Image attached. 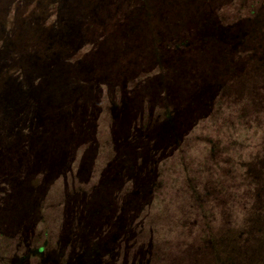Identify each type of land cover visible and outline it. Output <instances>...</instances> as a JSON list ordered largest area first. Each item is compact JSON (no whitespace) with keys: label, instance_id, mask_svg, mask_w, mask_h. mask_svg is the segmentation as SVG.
<instances>
[{"label":"trees","instance_id":"obj_1","mask_svg":"<svg viewBox=\"0 0 264 264\" xmlns=\"http://www.w3.org/2000/svg\"><path fill=\"white\" fill-rule=\"evenodd\" d=\"M6 1L0 0V80L12 83L0 91L1 165L7 166L10 158L3 154V143L24 137L35 146L32 173L38 169L41 183L52 182L70 167L69 150L62 148L73 133L63 139L57 123L61 114L73 113L77 126L73 118L82 124L89 103L94 118L104 83L109 92L121 88L125 101L115 111L113 125V146L122 158L106 168L108 177L104 173L95 192L105 190L108 212L102 211L104 205L91 217L83 207L74 230L79 235L68 246L73 255L66 263L61 257H44L39 264H262L264 251L259 252L255 231L264 236V1L261 15L253 17L248 12L257 9L255 2L240 0H19L10 20L2 14ZM225 10L235 16L221 20ZM12 55L19 64L17 79L8 71ZM146 57L144 65L155 76L146 77L141 91L123 92L118 82L126 74L122 64L135 66ZM81 81L92 84L89 95ZM141 96L165 111L155 117L153 109H144L145 129H135L130 123L140 118L142 106L130 104L140 103ZM223 107L232 111L223 120L226 125L246 120L254 129L257 141L248 149L257 166L249 172L233 160L243 159L240 147H233L236 156L232 150L222 157L221 137L187 139L190 127L199 120L216 122ZM126 108L131 121L124 125ZM33 110L32 123L44 130L31 135L23 129V118L30 121ZM45 110H50L48 116ZM82 132L78 126L75 134ZM190 144L203 146L200 156L189 152ZM24 151H18L19 161ZM226 158H232L231 164ZM9 172L0 171V179L11 181ZM11 183L16 193L7 199L9 208L0 209V226L27 233L31 227L24 223L31 213L23 203L28 190L17 177ZM41 183L30 189L41 192ZM234 206L239 207L236 214ZM162 209L166 216L156 220ZM105 225L107 233L111 230L107 253ZM60 244L59 249H66Z\"/></svg>","mask_w":264,"mask_h":264},{"label":"rangeland","instance_id":"obj_2","mask_svg":"<svg viewBox=\"0 0 264 264\" xmlns=\"http://www.w3.org/2000/svg\"><path fill=\"white\" fill-rule=\"evenodd\" d=\"M16 1L19 0H7L6 4L4 6V12L2 13L5 15L8 20L14 19L16 16ZM248 2H255V5L257 6V9L250 10L248 12V15H251L254 13L253 17H256L258 15H261V7L263 5L264 0H240ZM260 1V2H259ZM64 2V1H63ZM63 2H60V4H63ZM69 3L74 4L76 0H70ZM55 3H57L55 1ZM44 5H48V1L44 2ZM47 7V6H46ZM260 7V8H259ZM8 8V11H6ZM241 8H245L241 5ZM58 11V10H57ZM60 11V10H59ZM227 14L220 13L221 20L233 18L235 14L231 15V13H228L230 10H225ZM17 31V30H16ZM18 32V31H17ZM8 40V39H7ZM10 43V42H9ZM2 44H0L1 47ZM8 45V51L13 52V49L11 47V43ZM8 57V52H7ZM22 57V56H21ZM21 57H15V59H20ZM12 62L8 66V71L12 75H16V79L19 78L20 75L18 71L19 64L15 61L13 62V55L11 56ZM147 57L144 59L142 63H138L137 65H133L132 63H125L122 64V71L125 74V78H119L118 82L120 85H124L123 92H129L135 91L134 89H140L142 90L144 84L147 82L146 77L151 76L154 77V72H152V68L150 66H145ZM111 69V67H110ZM1 73V72H0ZM3 74V73H2ZM19 81V80H17ZM12 83L11 79H2L0 80V91L4 88L6 89L8 86H10ZM85 86L86 89L83 92H86L88 95L92 91L91 90V83L89 81H81L80 85ZM102 86L104 88L103 95L102 92L100 93L101 97L100 100H98L96 107L94 108L95 114L94 118H91V113L88 105L89 103H85L86 106V117L81 118L83 119V122L81 124L80 118H73L78 121L77 126H74L75 122L72 121L71 114L68 113L63 115L61 114L60 119L57 121L61 132L63 133V139L66 137L67 132L73 133V138L67 141V147L66 145L64 148H62V151L66 153V150H69V168H66L64 170V174L58 175L55 174V179L52 182H46L44 180L43 183L41 180L42 175H38V169L36 170L35 176L32 173V167L33 164H31V149L35 148L34 144H31L28 139H24V137H11L9 138V142L5 141L3 143V154L6 152V155L8 154V160H6L7 166L5 164H0V171H7V169L10 170L9 175L11 176V181H4V179H0V209L3 205L7 204V199L12 198L11 194L15 195L16 191L11 186V182L13 178L17 177L18 180L22 181V184H25L24 190L27 191L26 195L24 196L25 202L23 203L24 208L28 209V212L31 213L30 219L28 221H25L24 224H26V227H31L29 230H27V233H23L22 231H15L13 230H3V228L0 226V264H12L16 263L18 260H21L22 264H39L41 260L44 257H61L64 263H66L69 259V256L73 255V251H71V246L73 245V241H75V236H78L79 234H76L77 228H79L80 223H78V218L82 213V208H87L86 211H90L89 215L93 217L95 213H97V210H99L101 206H104L102 211H106L108 209V196L105 192V190L95 193L96 189L100 187L103 179V175L105 173V178L107 179L108 174L106 172V168L113 164L115 161H117L119 158L121 160L122 155L117 156V151L115 150V147L113 144L116 143V134L114 135L115 131L113 132V125H114V117H115V111L122 110L124 106V96L121 92V88L115 87V89H111L112 92H109L107 89V85L104 83ZM88 86V87H87ZM117 86V85H115ZM115 91V92H113ZM126 93V94H127ZM144 94L147 95L146 92ZM226 95H228L226 93ZM91 96V94H90ZM91 100V98H90ZM139 101H136L130 105H140L142 106V111L140 118H133V121H131V116L129 115V111L127 112L124 110L123 112L127 115L125 121L122 122V124L127 125L129 123V120L131 121L130 125L135 126V129H137L138 126H140V129L143 128V124H141L142 118L141 116L146 112H150L152 109L154 110L153 113L155 114V117H158V115L165 111L163 108L159 106H153L150 101H147L146 97H142ZM224 103V102H223ZM93 105V104H92ZM91 105V106H92ZM89 109V110H88ZM145 109V111H144ZM217 109V108H216ZM162 110V111H161ZM218 119L216 122L213 121H198V123L195 126L190 127L191 130L188 133L187 139H190L196 135V138L198 137H206L209 141V137H221V139L224 142L223 145L218 148V152L220 149H222L219 152V155L222 157L225 155H232L233 147H240V152L243 153V159L241 156H237L236 158L233 157V160H237L238 162H242L243 165L246 167V171L249 172L250 169L254 166V162L252 159L253 152L250 153V146L255 145V141H257L256 136H254L255 132L253 127L248 121H237L236 119L231 120L229 122V125H226L223 120H226L227 118H230L229 116L232 111L228 110L227 107H223V109H218ZM220 111H222L220 113ZM35 110H33V114L30 116V121L26 118H23L25 121V126L23 129L26 131L30 130V132L33 134H39L42 133L44 128H39L34 126L32 123L33 119L35 118ZM43 113L47 116L50 114V110H45ZM152 113V114H153ZM138 116V117H139ZM148 119H152L150 116H148ZM124 120V118L122 119ZM146 123V120H145ZM78 126L80 128V132H83L79 134V136H76V131L78 130ZM89 127L90 131L87 128ZM228 126V127H227ZM34 127V128H33ZM146 127V126H145ZM77 128V129H76ZM129 130V129H128ZM189 130V129H188ZM34 131V133H33ZM187 131V130H186ZM217 133V136H214V133ZM226 132V134H225ZM193 133V134H192ZM127 134V131H126ZM125 134V137L127 136ZM44 135V134H43ZM122 135V131H120V136ZM41 136V135H40ZM76 136V137H75ZM32 138V136H31ZM116 145V144H115ZM235 145V146H234ZM36 146H40L39 144H36ZM245 146V148H244ZM42 147V146H41ZM118 147V146H117ZM116 147V148H117ZM29 148V149H28ZM68 148V149H67ZM189 152L193 153L194 155L200 156L202 153V145H189L188 147ZM244 148V149H243ZM249 148V149H248ZM28 149V151H27ZM224 149V151H223ZM254 149V148H253ZM20 150H26L22 152L24 154V157L19 158L17 156L18 151ZM234 154L233 156H236L235 154L238 153L237 149L233 150ZM184 153V151H181ZM257 152V149H256ZM32 154L34 153L31 152ZM204 153V152H203ZM46 154V153H44ZM180 154H178V157ZM118 157V158H117ZM188 158L186 155L184 156ZM239 157L243 160L240 161ZM256 159V156H253ZM258 157V156H257ZM117 158V159H116ZM246 159V160H244ZM22 160V161H21ZM228 164H231V159L226 158ZM173 163L174 161L171 160ZM258 162V161H257ZM27 164H30L29 166ZM253 165V166H252ZM228 167V166H227ZM234 168V167H233ZM42 171V170H41ZM232 172V170H230ZM161 177V176H159ZM123 179V178H122ZM39 183V184H38ZM40 187V191L36 194L33 189V187ZM11 187V191L8 190V187ZM27 185H29V189L27 188ZM46 185V186H45ZM35 189V188H34ZM21 193L25 192L23 190H19ZM90 197V201L86 203V205L82 204L83 198ZM34 199V200H32ZM5 207L9 208L8 205ZM158 212L155 214L156 220L162 219L166 216L165 212L169 211L170 209L165 208V212L163 211ZM239 210V207L234 206L233 211L234 214ZM247 209L246 211H248ZM108 212V211H106ZM164 212V213H163ZM249 212H252L249 210ZM72 215V216H71ZM2 216V213L0 211V218ZM15 216V215H14ZM19 215H17L18 217ZM71 216V217H70ZM67 217L72 218V221L67 222ZM20 222H22V216L19 218ZM104 222H108L107 220H104ZM170 222L173 223L172 220ZM75 223V224H74ZM17 224V223H16ZM6 226V225H4ZM92 226V225H91ZM97 226V225H96ZM111 226V225H110ZM67 227L70 231L68 234ZM236 227V225H235ZM97 228V227H96ZM105 229V235L104 238H102V242L104 243V248L106 250V253L109 251V245H108V235L107 233V225L104 226ZM67 232V233H66ZM256 240H257V246L259 249V252L264 251V236L261 235L262 233L260 230H256L255 234H257ZM71 235V236H70ZM80 237V236H79ZM73 238V239H72ZM65 243L66 249H62V247L59 249V246ZM76 246V245H75ZM122 248V257L125 258L124 252H125V244H123ZM59 250V252L57 251ZM97 252V250H96ZM78 254V253H77ZM76 255V254H75ZM97 255V254H96ZM261 257V256H260ZM129 258V256H128ZM259 262V261H258ZM264 264V262L262 263Z\"/></svg>","mask_w":264,"mask_h":264}]
</instances>
